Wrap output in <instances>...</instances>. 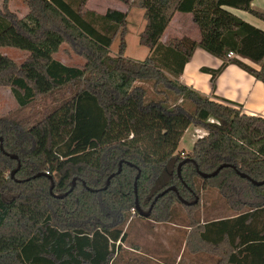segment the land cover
I'll return each mask as SVG.
<instances>
[{
    "label": "trees",
    "instance_id": "trees-1",
    "mask_svg": "<svg viewBox=\"0 0 264 264\" xmlns=\"http://www.w3.org/2000/svg\"><path fill=\"white\" fill-rule=\"evenodd\" d=\"M23 1L29 12L20 18L9 9L10 0H1L0 48L28 57L18 64L0 54V87L10 89L20 109L49 98L54 107L27 121L0 117L9 154L0 148V264H136L119 257L125 224L133 215L144 219L131 214L139 170V204L145 212L153 206L145 219L169 222L174 204H182L179 196L189 202L199 198L185 205L193 211L203 191L217 190L235 215L209 222L190 217L186 247L214 255L216 264H264V185L238 174L264 180V118L179 80L201 48L222 61L219 69H202L211 75L213 91L229 65L264 84V31L231 11L264 22L254 0H132L129 8L143 10L146 21L139 43L150 54L142 61L125 55L128 13L109 9L102 15L89 10L87 0ZM177 12L193 15L200 43L187 36L162 42ZM117 38L118 53L112 56ZM67 43L85 59L83 66L55 59ZM189 124L207 134L189 154H176L178 135ZM160 145L169 147L158 151ZM11 155L21 162L14 178L8 172L18 162ZM185 159L190 161L180 180L178 166ZM223 164L231 166L215 177L198 173L211 174ZM41 173L46 175L38 177ZM173 186L178 194L169 192L154 203ZM131 250L140 252L137 246Z\"/></svg>",
    "mask_w": 264,
    "mask_h": 264
},
{
    "label": "rangeland",
    "instance_id": "rangeland-1",
    "mask_svg": "<svg viewBox=\"0 0 264 264\" xmlns=\"http://www.w3.org/2000/svg\"><path fill=\"white\" fill-rule=\"evenodd\" d=\"M9 9L20 18H23L29 12L23 0H11ZM127 20L128 33L126 35L127 48L125 55L132 59L143 60L146 57L143 55L146 48L140 45L139 41L140 33L146 26L144 11L132 9ZM119 42L120 39L117 38L113 43L111 47L112 56L117 55ZM0 54L11 58L18 64L23 63L28 57L27 52L15 48H0ZM54 57L69 66L81 67L85 63V59L77 52L75 47L68 43L64 44L60 52ZM145 86L149 89L151 95V86L149 84ZM53 107L54 103L49 98L29 108L20 109L10 89L0 87V117L12 116L11 118H14L16 121H27L34 118L38 113L42 116L46 110ZM165 119L163 118V120ZM206 134V131L201 127L193 124L187 125L181 134L178 135L180 141L176 154H181L182 152L189 154L194 143ZM160 146L156 147L158 151H166L169 147V145ZM16 169V166L13 167L8 172L9 175ZM173 212L175 216L169 222L157 223L149 219L134 216L133 214L136 211L133 209L131 211L133 218L131 217L124 226L125 231H127V239L122 244L123 249L120 252L119 258H123L124 260L132 258L136 264H140L145 259L151 264H216L218 258L214 255L206 253L193 254L186 247L187 237L191 231L188 226L191 218L198 219L201 222H209L233 217L235 213L229 208L226 200L217 190H206L202 192L200 204L195 210L190 211L185 205L175 203ZM132 246L139 247L140 252L133 253L131 250Z\"/></svg>",
    "mask_w": 264,
    "mask_h": 264
},
{
    "label": "crops",
    "instance_id": "crops-1",
    "mask_svg": "<svg viewBox=\"0 0 264 264\" xmlns=\"http://www.w3.org/2000/svg\"><path fill=\"white\" fill-rule=\"evenodd\" d=\"M131 2L132 0H87L86 7L102 15L106 14L109 9L118 10L129 15L132 10L129 8ZM253 7L264 11V0H254ZM231 11L247 23L264 31V22L253 15L234 9H231ZM183 36L190 37L197 43L201 42V33L193 22V15L177 12L164 33L162 42L166 43L170 39L182 38ZM146 49L143 52V55L146 56L145 59L150 54L149 50L147 49V52ZM246 63L255 69H260L258 65L250 61H246ZM221 65L222 61L220 59L201 48H197L190 62L185 66L179 80L182 84L195 89L212 100H224L241 109L247 115L264 118V84L240 67L236 65L227 66L217 79L216 88L213 91L211 75L202 72V69L216 70Z\"/></svg>",
    "mask_w": 264,
    "mask_h": 264
},
{
    "label": "water",
    "instance_id": "water-1",
    "mask_svg": "<svg viewBox=\"0 0 264 264\" xmlns=\"http://www.w3.org/2000/svg\"><path fill=\"white\" fill-rule=\"evenodd\" d=\"M3 144H4V138H3V137H0V148H1V151L4 152V154L9 155L8 153L5 152ZM11 158L14 159V160H17V162H18V167H17V169L14 170V171H12V173H11L12 178H14L15 175H16V173L21 169V162H20V160H19V158H18L17 155H11ZM188 161H190V159H185V160H183V161L179 164V166H178V176H179L180 180H182V177H181V169H182L183 165H184L185 163H187ZM230 166H231V165H229V164H223V165H221L219 168H217V170H216L215 172H213V173H211V174L204 173V172H201V171H198V173H199V175H200L203 179H208V178H212V177L217 176V175L219 174V172H220L223 168L230 167ZM121 170H122V163L120 164V168H119V170H118L117 173H120ZM140 173H141V171L139 170V174L137 175L136 180H135V193H136V208H135V211H136V213L139 214V216H141V217H143V218H149V217L151 216V212H152L153 206H151V208L149 209V211L145 212V211L141 208V206H140V204H139V201H138V198H137V180H138L139 177H140ZM238 174H239L242 178H246V179L250 180V182H251L254 186H263V185H264V180H263V181H256V180H253V179H251L249 176H247V175H245V174H242V173H240L239 171H238ZM45 175H46V174L41 173V174H38V177L45 176ZM114 175H115V174H113V175L108 179V181H107V186L104 188L105 190L107 189V187H108V185H109V183H110L112 177H114ZM50 179L53 181V178H50ZM75 185H76V180L74 179V181H73V188L75 187ZM73 188H72L69 192H67L66 194L61 195V196H57V198H59V199H63L64 197H66V196H67V195L73 190ZM53 189H54V183L52 184V187H51V193L53 192ZM169 192H175V193L178 194V189H177V187H175V186L166 189L165 191L161 192V193L155 198L154 203H156V201H157L159 198L163 197L164 195H166V194L169 193ZM179 200H180V201L182 202V204H184V205H195V204H197V203L199 202V198H198V197H196L195 200H194L193 202H189V201L183 199V198L180 197V196H179Z\"/></svg>",
    "mask_w": 264,
    "mask_h": 264
},
{
    "label": "built area",
    "instance_id": "built-area-1",
    "mask_svg": "<svg viewBox=\"0 0 264 264\" xmlns=\"http://www.w3.org/2000/svg\"><path fill=\"white\" fill-rule=\"evenodd\" d=\"M234 56H235L234 53L229 54V57H234ZM47 175H49V173H47Z\"/></svg>",
    "mask_w": 264,
    "mask_h": 264
}]
</instances>
